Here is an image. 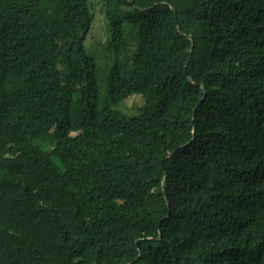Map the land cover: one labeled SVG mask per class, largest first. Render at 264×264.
<instances>
[{
	"label": "trees",
	"instance_id": "obj_1",
	"mask_svg": "<svg viewBox=\"0 0 264 264\" xmlns=\"http://www.w3.org/2000/svg\"><path fill=\"white\" fill-rule=\"evenodd\" d=\"M0 264H264V0H0Z\"/></svg>",
	"mask_w": 264,
	"mask_h": 264
},
{
	"label": "rangeland",
	"instance_id": "obj_2",
	"mask_svg": "<svg viewBox=\"0 0 264 264\" xmlns=\"http://www.w3.org/2000/svg\"><path fill=\"white\" fill-rule=\"evenodd\" d=\"M102 10L103 9L100 6L95 8V19L90 30V34L85 41L87 52L95 59L97 57L96 53L98 47L101 45L100 43L106 38L105 16ZM123 62L124 65H127L125 56L123 57ZM96 63L98 64V67L103 65L102 61H99L97 59ZM98 72H100V70H98ZM103 92V90H100V96L103 95ZM138 95L139 94L129 96L124 101L114 106V108L121 110L123 113L129 116L137 115L140 110V104L142 105L143 102L142 97Z\"/></svg>",
	"mask_w": 264,
	"mask_h": 264
},
{
	"label": "water",
	"instance_id": "obj_3",
	"mask_svg": "<svg viewBox=\"0 0 264 264\" xmlns=\"http://www.w3.org/2000/svg\"><path fill=\"white\" fill-rule=\"evenodd\" d=\"M191 40H192V44L194 45V37L190 36ZM163 190L165 191V183L163 184Z\"/></svg>",
	"mask_w": 264,
	"mask_h": 264
}]
</instances>
